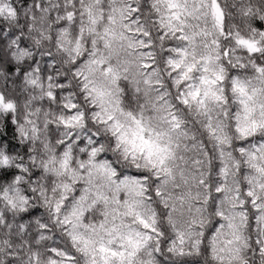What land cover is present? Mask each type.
I'll list each match as a JSON object with an SVG mask.
<instances>
[{
	"label": "clouds",
	"instance_id": "clouds-1",
	"mask_svg": "<svg viewBox=\"0 0 264 264\" xmlns=\"http://www.w3.org/2000/svg\"><path fill=\"white\" fill-rule=\"evenodd\" d=\"M0 264H264V0H0Z\"/></svg>",
	"mask_w": 264,
	"mask_h": 264
},
{
	"label": "snow or ice",
	"instance_id": "snow-or-ice-1",
	"mask_svg": "<svg viewBox=\"0 0 264 264\" xmlns=\"http://www.w3.org/2000/svg\"><path fill=\"white\" fill-rule=\"evenodd\" d=\"M115 253H113V255H114Z\"/></svg>",
	"mask_w": 264,
	"mask_h": 264
}]
</instances>
